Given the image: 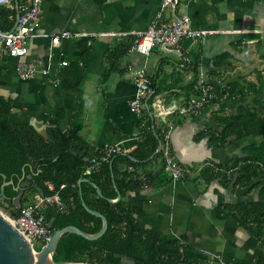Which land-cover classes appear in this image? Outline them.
<instances>
[{
	"label": "crops",
	"instance_id": "0c3cea01",
	"mask_svg": "<svg viewBox=\"0 0 264 264\" xmlns=\"http://www.w3.org/2000/svg\"><path fill=\"white\" fill-rule=\"evenodd\" d=\"M159 6L160 0H42L39 21L23 57L36 71L33 77L21 79L15 71L17 59L1 56L0 97L11 104L8 119L12 123L34 126L50 143L55 131L69 128L80 89L83 124L82 142H73L77 151L111 144L131 152L143 140L144 128L151 129L150 123L145 125L149 114L152 130L163 139L161 147L168 139L170 151L186 175L166 181L162 158L153 157L155 152L139 166L119 164L120 170L127 169L142 180L140 189L125 196L140 208L136 220L164 233L185 234L189 245L208 256L220 255L232 264H252L256 257H264V248L222 204L242 205L264 200V195L233 183L222 187L218 178L210 176L242 156L243 147L259 143L263 137L253 141L250 136L231 137L219 146L210 135L218 129L219 115L234 114L239 104L251 103L253 96L231 99L214 92L219 100L208 101L195 113L183 115L176 108L197 95L187 93L190 85L199 89L200 79L217 90L229 82L255 79L256 69L264 66V0H178L176 14H186L192 29L210 31L203 38L184 37L178 48L159 45L148 55L129 47L118 61L106 56L115 42L133 41ZM65 30L75 35L52 44V36ZM223 53L229 55L227 62L214 65ZM250 58L256 66L249 63ZM113 61L115 69L109 72ZM142 66L153 82L154 93L135 113L129 109V101L136 91L134 71ZM160 106L170 113L159 115ZM141 116L143 122L139 123ZM150 144L145 137L146 150Z\"/></svg>",
	"mask_w": 264,
	"mask_h": 264
},
{
	"label": "trees",
	"instance_id": "16d2710c",
	"mask_svg": "<svg viewBox=\"0 0 264 264\" xmlns=\"http://www.w3.org/2000/svg\"><path fill=\"white\" fill-rule=\"evenodd\" d=\"M17 2L20 4V0ZM15 20L14 0L9 5H0V29H10ZM132 43L129 39L125 44L115 42L106 56L118 61ZM228 57L227 53L218 55L213 64L221 65L227 62ZM114 62L108 68L109 72L115 69ZM189 88L191 92L187 95H192V92L198 95L200 92L194 85ZM214 92L231 99L251 95L253 100L251 103L239 104L234 114L219 115L218 129L210 135L213 143L222 146L231 137L234 140L247 136L263 139L259 143L243 147L242 156L232 159L227 167L216 170L210 177L218 178L222 187L233 183L237 188L248 187L258 195H264V66L256 69L255 79L244 83L229 82L226 88L214 89ZM77 96L78 108L72 115L69 128L65 132L55 131L50 143L34 126L12 123L8 119L11 104L0 97V184L3 181L2 174L15 181L21 178L23 172L25 175L32 174V182L26 187L29 190H25L21 197L22 206L28 204L34 194L38 193L34 184L44 196L57 193L64 207L58 209L48 205L42 209L46 223H51L52 232L67 225H74L88 233L97 232L102 219L89 213L82 202L88 208L100 212L107 220L104 233L93 240L71 232L63 233L52 259L56 262L86 261L96 264H128L125 260H134L133 264H178L182 260L187 264H202L208 255L189 245L185 234L175 235L164 233L155 227H145L135 218L140 208L125 198L128 192L141 188L142 180L127 169L120 170L118 165L139 166L151 159L159 143L163 144L158 131L152 130L154 127L151 116L146 115L148 120L145 124L147 126L150 123L151 129L144 128L143 140L131 152L116 154L103 163L98 171L86 174L84 167L87 159L98 154L99 150L88 147L84 149L82 157H77L69 150L71 143L82 142L80 130L83 124V99L80 89L77 90ZM214 100H219V97ZM143 118L141 116L139 123L143 122ZM145 137L151 142L147 150L144 145ZM159 156L162 158V150L153 155ZM32 161L35 162L34 166L31 165ZM162 170L164 171L163 160ZM164 173L167 176L165 180L171 181L168 174ZM7 194L5 199L12 204V198L18 192L10 191ZM117 194L120 198L115 202L111 201ZM222 206L264 248V200H249L242 205L224 203ZM11 212L16 216L19 209L12 207ZM252 264H264V257H256Z\"/></svg>",
	"mask_w": 264,
	"mask_h": 264
},
{
	"label": "built area",
	"instance_id": "2783aa9c",
	"mask_svg": "<svg viewBox=\"0 0 264 264\" xmlns=\"http://www.w3.org/2000/svg\"><path fill=\"white\" fill-rule=\"evenodd\" d=\"M11 0H0V5H9ZM42 0H24L19 5V17L13 24L14 27L8 30L0 29V57L7 55L16 58L15 71L21 79L33 77L36 69L32 62L23 59L27 53V40L31 37L37 27ZM178 0H160V6L155 17L150 21L149 25L142 31L135 33V37L129 50H136L143 55L156 46L179 47L180 41L184 37L201 39L210 31L195 30L190 27V18L186 14H176V6ZM169 11V18H165V13ZM75 35L70 31H62L53 35L52 44L57 43L60 38H68ZM134 79L136 91L129 101V109L132 112L139 113L143 105L144 99L154 92V85L149 78L145 66L137 68L134 71ZM199 94L188 98L181 106L177 107V112L183 115H189L200 110L214 96L213 86L204 79L199 80ZM170 113L169 108L160 106L159 115ZM163 169L172 181L181 180L185 177L186 171L182 164L175 158L170 151V143L166 139L161 147ZM122 152L119 145L105 144L101 146L98 154L87 159L84 167V173L89 174L100 169L103 163L107 162L112 156ZM4 208L11 211L12 204L8 200L3 199L1 204ZM48 205L62 209L64 204L60 200L57 193L49 196L34 194L31 201L21 206L19 213L12 217L13 225L31 242L39 243V247L43 246L50 240L52 231L46 223L42 209ZM15 208V207H14ZM35 249V248H34ZM36 250V249H35ZM178 264H187L185 261H179ZM202 264H232L224 260L220 255L208 256Z\"/></svg>",
	"mask_w": 264,
	"mask_h": 264
},
{
	"label": "water",
	"instance_id": "95a60500",
	"mask_svg": "<svg viewBox=\"0 0 264 264\" xmlns=\"http://www.w3.org/2000/svg\"><path fill=\"white\" fill-rule=\"evenodd\" d=\"M15 2V10H16V20L19 17V5L17 0ZM14 27V25H13ZM12 27V28H13ZM74 144L71 143L69 145V150L76 155L77 157H82L85 154V150H75L73 149ZM161 148V144L159 143L155 153H157ZM134 159V158H133ZM35 162L32 161L31 165L34 166ZM26 177L27 180H31L32 174L25 175L24 172L21 175L22 177ZM2 178L5 179L6 175L2 174ZM12 183V179L8 181H3L0 185V197L6 198L4 193V186ZM29 182H22L21 186H24ZM34 188L37 190L38 194L43 195L41 189L34 184ZM17 189V187H16ZM97 191L100 193V190L97 188ZM23 194V190H19L18 194L12 198V205L15 208H20L21 205V197ZM120 198V195L117 194V197L111 201L115 202ZM85 209L96 216L101 217L102 225L100 229L95 233L85 232L74 225H67L62 228L56 229L50 240L41 246L38 250L34 249V246L31 242L13 225L12 217L13 213L0 205V264H96L90 262H77V261H61L56 262L52 259V255L56 252L57 244L65 232H71L78 235L83 236L88 240H93L101 236L107 228V220L106 218L98 211L92 210L88 208L84 202H82ZM51 223H48L50 227ZM128 264H133L134 260H125Z\"/></svg>",
	"mask_w": 264,
	"mask_h": 264
},
{
	"label": "flooded vegetation",
	"instance_id": "af4514ba",
	"mask_svg": "<svg viewBox=\"0 0 264 264\" xmlns=\"http://www.w3.org/2000/svg\"><path fill=\"white\" fill-rule=\"evenodd\" d=\"M10 179H12V183H9V184L4 186V193L6 195V198L8 197L7 193L10 192V191H17L18 192L19 190H23V192H24L25 190H29L26 187H28L30 185V183L32 182V178H31V180H27L25 176L20 178V179L18 178L17 181H15L13 178H9V179L5 178V179H3V181H8ZM22 182H29V183H26L24 186H21ZM16 187H17V189H16ZM6 191H7V193H6ZM3 199H4L3 197H0V204H1Z\"/></svg>",
	"mask_w": 264,
	"mask_h": 264
},
{
	"label": "rangeland",
	"instance_id": "374dc122",
	"mask_svg": "<svg viewBox=\"0 0 264 264\" xmlns=\"http://www.w3.org/2000/svg\"><path fill=\"white\" fill-rule=\"evenodd\" d=\"M251 62V64H255V66H256V61H251V58H250V60H249V63ZM254 136H250V139L253 141L254 140ZM257 138V137H256ZM255 138V139H256ZM258 139V138H257ZM34 248L36 249V250H38L40 247H39V243L38 242H34ZM82 262H86V261H82Z\"/></svg>",
	"mask_w": 264,
	"mask_h": 264
}]
</instances>
